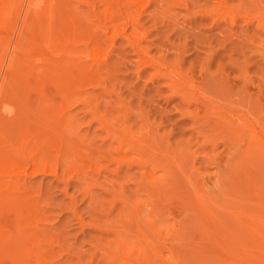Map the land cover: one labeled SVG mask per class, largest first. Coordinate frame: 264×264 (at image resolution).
<instances>
[{"label": "rangeland", "instance_id": "obj_1", "mask_svg": "<svg viewBox=\"0 0 264 264\" xmlns=\"http://www.w3.org/2000/svg\"><path fill=\"white\" fill-rule=\"evenodd\" d=\"M176 1L0 18V264H264V0Z\"/></svg>", "mask_w": 264, "mask_h": 264}, {"label": "bare ground", "instance_id": "obj_2", "mask_svg": "<svg viewBox=\"0 0 264 264\" xmlns=\"http://www.w3.org/2000/svg\"><path fill=\"white\" fill-rule=\"evenodd\" d=\"M16 0H0V18L2 19V21H3V25L5 24L4 22H6L5 21V19L7 20V19H9L8 18V16L10 15V13H11V9H12V5L14 4V2H15ZM28 1V0H27ZM171 1H173V0H171ZM215 1V0H214ZM36 2V1H35ZM175 2H176V4H177V1L175 0ZM180 2V1H179ZM183 1H181L180 3H182ZM248 2H250V0L248 1ZM253 2H255V1H253ZM259 1L257 0V3H258ZM29 3V2H28ZM185 3V2H184ZM251 3H252V1H251ZM255 4V3H254ZM261 4V3H260ZM183 5H186V4H183ZM256 5V4H255ZM14 6V5H13ZM215 6L216 7H218V8H220V7H222V9L224 10V11H226L230 16H232L234 13H233V10H232V8L228 5V4H226V2L224 1V0H216V3H215ZM220 6V7H219ZM19 7V6H18ZM34 7V6H33ZM226 12H224V13H226ZM31 13H32V11H31ZM11 16V15H10ZM9 16V17H10ZM26 18V17H25ZM0 19V20H1ZM28 19V18H27ZM0 25H2V23L0 24ZM1 27H3V26H1ZM27 29V28H26ZM62 31V30H61ZM7 35V34H6ZM75 35V34H74ZM4 36V35H3ZM1 38V37H0ZM73 39V38H72ZM1 41V40H0ZM3 41V40H2ZM4 42V41H3ZM32 42V41H31ZM17 45H19V44H17ZM1 47V46H0ZM14 49V48H13ZM16 47H15V49H14V53H15V51H16ZM18 50V49H17ZM13 53V54H14ZM12 54V55H13ZM22 54V53H21ZM16 56V55H15ZM71 56V55H70ZM12 57V56H11ZM14 59V58H13ZM10 60V59H9ZM12 62H13V64L15 63V60L14 61H12V59H11V61L6 65V71H8V70H10V68H11V65H12ZM13 66V65H12ZM80 66V65H79ZM83 70V69H82ZM25 75V74H24ZM78 76V75H77ZM71 77V76H70ZM87 77H89L88 75H87ZM7 78H8V76H6V79H5V81L7 80ZM82 78V77H81ZM85 79H86V77H85ZM90 79V78H89ZM3 81H4V78L2 79ZM92 80V79H91ZM82 81V80H81ZM85 82V81H84ZM3 83V82H2ZM6 83V82H5ZM4 83V84H5ZM89 83H91V82H89ZM0 88H2L3 86H2V84L0 83ZM6 85V84H5ZM1 90V89H0ZM4 90V89H3ZM2 92V91H1ZM7 93V92H6ZM3 94H4V92H3ZM0 96H2V93H1V95ZM5 96H7V95H5ZM1 98V97H0ZM4 98V97H3ZM68 99V98H67ZM1 100V99H0ZM73 105V104H72ZM69 117V116H68ZM123 119V118H122ZM68 120V119H67ZM106 123V122H105ZM122 124V123H121ZM107 126V125H106ZM123 126V125H122ZM123 128V127H122ZM124 129V128H123ZM110 133V132H109ZM121 134V133H120ZM118 138V137H117ZM131 143V142H130ZM139 144V143H138ZM138 144H136V145H138ZM121 146V145H120ZM119 147V146H118ZM121 148V147H120ZM135 149V148H134ZM136 151V150H135ZM50 165V164H49ZM42 168H45L44 166L43 167H41V168H39L37 171H41L42 170ZM44 219V218H43ZM46 220V219H45ZM41 221H43V220H41ZM36 230V229H35ZM36 236V235H35Z\"/></svg>", "mask_w": 264, "mask_h": 264}]
</instances>
